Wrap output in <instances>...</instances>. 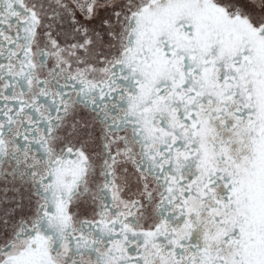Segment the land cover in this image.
I'll use <instances>...</instances> for the list:
<instances>
[{
    "label": "snow or ice",
    "instance_id": "obj_1",
    "mask_svg": "<svg viewBox=\"0 0 264 264\" xmlns=\"http://www.w3.org/2000/svg\"><path fill=\"white\" fill-rule=\"evenodd\" d=\"M0 264H264V0H0Z\"/></svg>",
    "mask_w": 264,
    "mask_h": 264
}]
</instances>
